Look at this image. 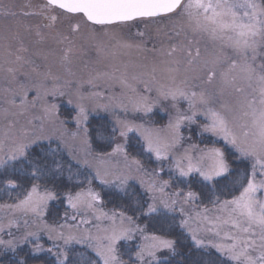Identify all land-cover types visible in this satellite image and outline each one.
Masks as SVG:
<instances>
[{"label":"snow or ice","instance_id":"snow-or-ice-1","mask_svg":"<svg viewBox=\"0 0 264 264\" xmlns=\"http://www.w3.org/2000/svg\"><path fill=\"white\" fill-rule=\"evenodd\" d=\"M13 8L0 4V18L17 21L0 25L2 70L10 84L38 82L4 89L0 107V190L17 192L0 203V264H264V0ZM29 16L48 23L18 22ZM33 30L34 45L55 47L31 51L25 33ZM90 50L103 69L77 63ZM30 52L53 58L47 71ZM102 85L120 92L105 97ZM156 110L164 116L153 121ZM97 111L111 124L93 126ZM193 126L200 143L184 134ZM130 133L158 167L129 155ZM105 189L123 202L110 212L101 208ZM55 201L65 211L50 220Z\"/></svg>","mask_w":264,"mask_h":264},{"label":"rangeland","instance_id":"rangeland-1","mask_svg":"<svg viewBox=\"0 0 264 264\" xmlns=\"http://www.w3.org/2000/svg\"><path fill=\"white\" fill-rule=\"evenodd\" d=\"M42 3H43V0H0V4H2V5H14L13 10L17 11V12H19L20 9L25 4H31L32 5V9H30V10H38L39 9V5L42 4ZM18 22L21 25H31V26H35L37 24L43 25V24L48 23V21L43 20V18L39 17V16L20 17ZM5 23H9V24L15 25L17 23V21L14 20L12 17L0 18V25H3ZM67 27H68V24H67L66 21H63V22L58 21L57 22V28L58 29L67 30ZM42 31L47 33L49 30L48 29H42ZM52 34H54V32ZM25 36H26V43L30 47L31 51H36L37 48H39L41 50H44V51H47L49 48L55 47V45H53L50 40L49 41H45L43 44H40V45H34L33 41L38 39L35 36V31L34 30H33L31 35H28L27 33H25ZM161 39H164V38L161 37ZM149 47H151V44H149ZM25 55H29L31 57V59L35 62V65L39 66L38 67V71H40V72L47 71V65L52 64V61H53L52 57H49V60L45 61L41 55L31 56V52L28 53V54H25ZM96 59H97L96 52L94 50H90V51H86L81 56V59L77 63L80 64L81 66L84 63H87L90 68L103 69V65L95 63ZM124 59H127V57H125ZM7 66L8 65L4 64L3 53L0 52V107H5L6 106V105H4V99H5L4 89L12 87L14 89L19 90L20 84H25V85H27L28 87L31 88V86L33 84L38 82V80H37V78L35 76H33L31 79H26L24 76H19L17 78V82L16 83H11L10 84L9 80L6 78L5 72L2 70L4 67H7ZM24 71H30V67L26 66ZM53 71L54 72L60 71L58 64H54L53 65ZM79 74L86 76V73H79ZM140 87L142 88L143 86L141 85ZM85 88H87V85H85ZM97 90L102 91L105 97H107L108 95H111L113 93L119 94V92H120L119 87L109 89V88H107L106 86H103V85L101 86V88H99ZM34 95H35V90L34 89L30 90L29 94H28V99L31 100ZM17 102H19V101H17ZM58 102L61 104V110L65 109V108H68L67 104L63 102V98H58ZM157 111H159V110H157ZM97 112L105 113L103 111H97ZM105 114H108L110 117H112V115H110L109 113H105ZM117 115H119V116H121V118H123L125 114L123 112L117 111ZM128 118L129 119L132 118V114L131 113L128 114ZM137 122H139V121H137ZM193 129H194L195 132L197 131L195 126H193ZM185 130H187V128ZM184 134H185V136H188L186 131H184ZM189 142H191V141H189ZM193 143H195V142H193ZM222 143L223 142L221 141L220 144H222ZM201 146H203V145H201ZM81 177H83V176H81ZM101 208H102L103 211L109 212V211H106L103 208V206H101ZM69 211H71V210H69ZM0 221H2L3 223L6 224L7 223L6 216L3 217V215L0 214ZM20 223L21 224L23 223L22 219L20 220ZM102 223L106 224V223H108V221H103ZM89 226H91V225H89ZM84 227H87V225H85ZM0 237L6 238L7 236L6 235H0Z\"/></svg>","mask_w":264,"mask_h":264},{"label":"trees","instance_id":"trees-1","mask_svg":"<svg viewBox=\"0 0 264 264\" xmlns=\"http://www.w3.org/2000/svg\"><path fill=\"white\" fill-rule=\"evenodd\" d=\"M67 110H68V108H65V109L61 110V112H66ZM163 116H164L163 113L156 110L155 115L152 116V120L153 121L159 120ZM113 119H114L113 116L110 117L108 114L96 112L90 117V122L93 126H96V125L101 124V123H106V124L110 125L111 122L113 121ZM165 119H166V117H165ZM109 131H111L110 126H109ZM184 131H186L188 135L191 134V137H192L191 142H195V143L201 142L202 138L195 134L196 132L194 131L193 128L191 129V132L189 131V129L184 130ZM208 139L210 140L211 137H209ZM124 142H125L124 138L120 137L117 133L115 140H114V143L123 144ZM205 142H207V141H205ZM127 151L129 152L130 156H134L137 159H140L141 162L149 170L158 167V164L154 160V158L149 159V154L142 152V141H140V139L136 133H130L129 134V138H128V142H127ZM80 178L84 179V177H80ZM163 178L164 179L168 178L167 171L163 174ZM93 186L96 188L97 191H99L101 189V187H103V186L99 185V182H94ZM176 186L177 187H185V188L187 187L186 184H180V183H177ZM192 187H193V190H199L198 184H193ZM136 190L138 192L140 191L138 184L136 185ZM173 190L174 189H169V191H173ZM113 193H114V190H111V189H105L104 192L102 193V196L104 199V204L102 206L106 211H109V212L112 211L113 209L118 208L123 203L120 200V198ZM16 196H17L16 191L12 192L11 198H10L7 193H4L2 190H0V203H5V202L12 203L16 199ZM21 198H22V195H21ZM65 207H66V205L64 203L59 202V201L51 202L50 208H49V212H50L49 219L50 220L53 219L57 215V213H59L62 216L64 211H65ZM0 214L3 215V217L6 216L4 211H0ZM95 222L96 221L93 220V223H95ZM69 223H71V221H69ZM87 227H90V226L87 225ZM12 230L15 231V229H12ZM0 235H6V233H0Z\"/></svg>","mask_w":264,"mask_h":264}]
</instances>
